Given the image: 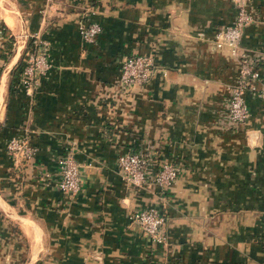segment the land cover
Returning <instances> with one entry per match:
<instances>
[{"label": "crops", "instance_id": "crops-1", "mask_svg": "<svg viewBox=\"0 0 264 264\" xmlns=\"http://www.w3.org/2000/svg\"><path fill=\"white\" fill-rule=\"evenodd\" d=\"M240 51L264 69V0ZM233 0H0V264H264V102L246 94L248 115L227 119L238 64L215 32ZM96 22L93 44L78 27ZM33 36L49 65L25 93L19 72ZM148 54L143 85H123L120 61ZM25 137L30 161L11 164L8 139ZM73 148L81 187L59 191L57 160ZM145 154L148 170L172 160L167 189L133 188L115 158ZM154 207L163 244L129 219Z\"/></svg>", "mask_w": 264, "mask_h": 264}, {"label": "built area", "instance_id": "built-area-1", "mask_svg": "<svg viewBox=\"0 0 264 264\" xmlns=\"http://www.w3.org/2000/svg\"><path fill=\"white\" fill-rule=\"evenodd\" d=\"M235 14L229 24L219 28L213 36L216 48H226L236 58L238 71L234 82L229 87L227 99V119L231 124H242L247 115L245 95L260 98L264 102V69L259 62L249 58L240 51L239 43L242 30L255 21L250 10V0H233ZM0 26V36L3 31ZM100 32L96 22H89L78 27V34L83 43L93 44ZM47 41L33 36L31 46L27 50L23 66L19 72V82L25 93L30 94L37 88L40 77L49 67L46 61ZM154 60L148 54H133L124 57L119 64V79L123 85H143L154 71ZM5 151L11 164L22 165L30 161L35 154L25 137H12L5 144ZM73 148L66 149L65 154L57 160L56 188L66 195H75L81 187L80 165L75 160ZM117 171L129 187L142 188L154 186L159 189L169 188L176 180L180 168L172 160H166L157 168L148 170V158L136 151H127L115 158ZM134 222L154 243L163 244L165 237L162 231L163 214L154 207L133 211L129 215Z\"/></svg>", "mask_w": 264, "mask_h": 264}, {"label": "trees", "instance_id": "trees-1", "mask_svg": "<svg viewBox=\"0 0 264 264\" xmlns=\"http://www.w3.org/2000/svg\"><path fill=\"white\" fill-rule=\"evenodd\" d=\"M2 33H3V35L6 34L5 29H3ZM11 46H12V39H11V37H7L6 41L2 45V48L0 49V58L2 59L3 62L6 61L7 57L11 53Z\"/></svg>", "mask_w": 264, "mask_h": 264}]
</instances>
